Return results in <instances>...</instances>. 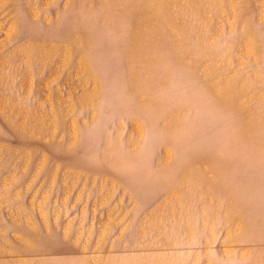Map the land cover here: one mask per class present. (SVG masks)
<instances>
[{"label":"rangeland","instance_id":"obj_1","mask_svg":"<svg viewBox=\"0 0 264 264\" xmlns=\"http://www.w3.org/2000/svg\"><path fill=\"white\" fill-rule=\"evenodd\" d=\"M0 264H264V0H0Z\"/></svg>","mask_w":264,"mask_h":264}]
</instances>
